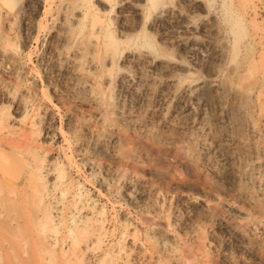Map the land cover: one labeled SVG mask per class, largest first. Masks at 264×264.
I'll return each instance as SVG.
<instances>
[{"label":"rangeland","instance_id":"374dc122","mask_svg":"<svg viewBox=\"0 0 264 264\" xmlns=\"http://www.w3.org/2000/svg\"><path fill=\"white\" fill-rule=\"evenodd\" d=\"M0 264H264V0H0Z\"/></svg>","mask_w":264,"mask_h":264},{"label":"bare ground","instance_id":"6f19581e","mask_svg":"<svg viewBox=\"0 0 264 264\" xmlns=\"http://www.w3.org/2000/svg\"><path fill=\"white\" fill-rule=\"evenodd\" d=\"M87 205H88V204H87ZM89 207H90V206H89ZM52 220L54 221V219H52ZM68 227H70V226H68ZM68 229H69V228H68ZM69 231H70V234L73 233V232H72V228H70ZM75 240H76V239H75ZM75 240H74V241H75ZM79 243H80V241H79ZM76 244H78V243H76ZM76 249H77V248H76ZM76 251H77V250H76Z\"/></svg>","mask_w":264,"mask_h":264}]
</instances>
